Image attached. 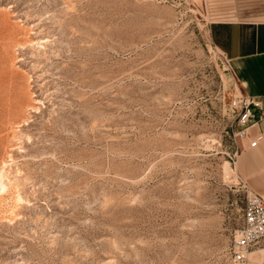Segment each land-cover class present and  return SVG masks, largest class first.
Wrapping results in <instances>:
<instances>
[{"label": "rangeland", "instance_id": "1", "mask_svg": "<svg viewBox=\"0 0 264 264\" xmlns=\"http://www.w3.org/2000/svg\"><path fill=\"white\" fill-rule=\"evenodd\" d=\"M207 22L202 0H0V92L25 101L0 108V264H236L244 90Z\"/></svg>", "mask_w": 264, "mask_h": 264}, {"label": "crops", "instance_id": "2", "mask_svg": "<svg viewBox=\"0 0 264 264\" xmlns=\"http://www.w3.org/2000/svg\"><path fill=\"white\" fill-rule=\"evenodd\" d=\"M212 43L228 58L241 88L264 103V0H202ZM237 168L264 195V140L241 151Z\"/></svg>", "mask_w": 264, "mask_h": 264}, {"label": "built area", "instance_id": "3", "mask_svg": "<svg viewBox=\"0 0 264 264\" xmlns=\"http://www.w3.org/2000/svg\"><path fill=\"white\" fill-rule=\"evenodd\" d=\"M236 116L237 138L256 146L264 140V103L245 91L236 92L230 101ZM231 256L236 264H248L253 252L259 253L258 264H264V195L248 191L243 210V221L232 243Z\"/></svg>", "mask_w": 264, "mask_h": 264}, {"label": "bare ground", "instance_id": "4", "mask_svg": "<svg viewBox=\"0 0 264 264\" xmlns=\"http://www.w3.org/2000/svg\"><path fill=\"white\" fill-rule=\"evenodd\" d=\"M23 97H24L23 91L17 87V84H15L13 77H11L7 81V85L5 86V88L0 92V108L1 109L9 108V110H11L13 106L22 107L25 104ZM7 179H8L7 173L3 168L0 171L2 190L5 189L6 187ZM252 254L254 255V257H259V253L257 252H253Z\"/></svg>", "mask_w": 264, "mask_h": 264}]
</instances>
